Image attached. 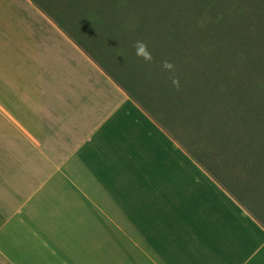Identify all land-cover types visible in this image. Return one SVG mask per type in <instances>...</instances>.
Listing matches in <instances>:
<instances>
[{"label": "crops", "instance_id": "obj_1", "mask_svg": "<svg viewBox=\"0 0 264 264\" xmlns=\"http://www.w3.org/2000/svg\"><path fill=\"white\" fill-rule=\"evenodd\" d=\"M144 5L0 0V264H264V127Z\"/></svg>", "mask_w": 264, "mask_h": 264}, {"label": "rangeland", "instance_id": "obj_2", "mask_svg": "<svg viewBox=\"0 0 264 264\" xmlns=\"http://www.w3.org/2000/svg\"><path fill=\"white\" fill-rule=\"evenodd\" d=\"M166 1L186 9L183 18L194 27L190 30L193 39L200 37L203 24L209 51L217 48V54L225 55L223 61L264 88V0H157L160 5ZM172 14L176 19L181 16L177 11ZM221 71L223 67L217 77H222Z\"/></svg>", "mask_w": 264, "mask_h": 264}, {"label": "trees", "instance_id": "obj_3", "mask_svg": "<svg viewBox=\"0 0 264 264\" xmlns=\"http://www.w3.org/2000/svg\"><path fill=\"white\" fill-rule=\"evenodd\" d=\"M144 2V15L148 25L154 24L158 35L163 38L167 47H172L183 56L188 57L189 63L193 65L196 72L201 73V77L215 85V89L220 91V95H224L233 103L229 102L228 105H235L237 109L249 113L252 117L254 125L264 127V88L255 86L256 83L251 81L254 79L248 74H242L236 71L233 66L222 60V57L217 54V48H212L211 54L205 34L202 32L203 24L200 25V37L193 39L190 30L194 29L192 24L183 18L187 13L186 9L182 6L176 7L173 3L166 1L161 7L156 0H142ZM184 9V10H183ZM179 12V18L173 17L172 13ZM207 39V38H206ZM192 41V42H191ZM209 57H206L208 52ZM205 51V52H204ZM213 55L211 57V55ZM222 77H217V71L222 69ZM257 106V107H256Z\"/></svg>", "mask_w": 264, "mask_h": 264}, {"label": "clouds", "instance_id": "obj_4", "mask_svg": "<svg viewBox=\"0 0 264 264\" xmlns=\"http://www.w3.org/2000/svg\"><path fill=\"white\" fill-rule=\"evenodd\" d=\"M133 47L136 49V54L141 58H143L144 60L150 61L152 59L151 54L148 51V46L144 41H136ZM164 66L169 69L173 67V65L168 61L164 62ZM173 82L177 83V81L175 80Z\"/></svg>", "mask_w": 264, "mask_h": 264}]
</instances>
